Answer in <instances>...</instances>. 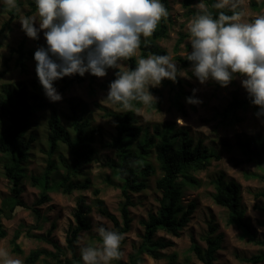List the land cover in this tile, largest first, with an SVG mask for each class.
<instances>
[{"label": "rangeland", "instance_id": "obj_1", "mask_svg": "<svg viewBox=\"0 0 264 264\" xmlns=\"http://www.w3.org/2000/svg\"><path fill=\"white\" fill-rule=\"evenodd\" d=\"M30 0H16L19 12L16 9L9 8L4 0H0V30L4 27L0 37V72L5 69L4 61L9 57V50L16 48L21 40L26 42V50H32L33 54L39 48L47 49V43L44 38V32H39V38L36 40L30 39L20 24L21 15L26 14L30 10L28 7ZM252 1L260 2L261 0H235L237 10L243 11L246 14V19H254L259 15H264V8L261 11H256L250 7ZM170 6L171 24L169 25L168 36L158 41V45L167 52L172 61L176 64L177 75L176 82L171 80H163L158 87H150V93L156 98L157 102L151 105L143 104L139 110L130 109L135 115L138 125L147 129L149 134H153L157 127L163 130L164 127L171 125L174 130L183 129L188 132L189 136L197 141L201 139L204 145L212 149L218 156V160H212L209 167L203 171L192 173L197 180L198 185L195 187H186L183 194L184 203L194 201L197 205L190 222L180 233L179 237H173L163 232L157 233V238L169 242L170 246L162 251L163 258L155 260L148 255H141V260L135 264H202L200 263L189 248L193 242L201 247H205L203 240L208 232V225L212 224L217 229V234H222L223 241L221 250L216 254L214 264H250L243 261L252 255L264 252V246L257 245L250 241L247 237L241 238V231L234 226H228L227 210L214 204L212 194L214 188L211 181L223 174L225 180H235L241 187L242 208L244 209L245 219L250 223L255 232L256 239L264 241V213L258 208L264 207V198H256L255 194L264 191V179L250 177V174L261 175L263 172L260 167L254 163L243 162V155L235 146L237 140H249L255 144L257 148L264 147V115L258 116V107L251 103L246 90L242 87L241 80L243 77L236 75L232 82L227 87H221L218 83L209 79L206 83L201 84L193 75V64L184 67L176 60V57L187 59V53L191 54L192 49L191 38L188 25L194 18V12L206 10L210 5L208 0H194L188 7L184 6V0H168ZM215 4L217 0H212ZM203 5L204 8H201ZM230 11L231 8H224ZM188 10L193 11V14H187ZM215 10H220L216 9ZM16 14L13 18L10 13ZM38 20L37 13L32 15ZM8 24V27L5 26ZM39 28V23L35 25ZM180 35H187L179 46L177 52L174 51L175 43ZM142 39H145L142 37ZM51 56V54H49ZM14 57L8 64L7 73L0 79V86L8 84L13 87L17 82L23 81L26 85H30L32 80H38L36 76V61L33 59L27 62V74H21L18 69L13 67ZM134 57L138 60L139 50ZM55 60V57H51ZM124 67L128 68L126 61L120 62ZM107 75L103 78H97L90 73L84 74L82 83L75 84L70 87L65 93H60L59 87L61 81L56 80L54 87L62 99L58 102H51L46 95L41 96L43 108L36 110L32 116L33 126L30 129V134L35 136V141L30 150V159L26 165V175L22 183L21 201L32 206L34 201L39 197V190L31 186L29 176H40L48 160H58L59 154H64L69 159V153L64 146L59 148L51 158L48 156V148L46 142L47 135V120L55 110L61 117V121L68 127V122L65 116L69 114V102L77 104L85 109V117L89 119L91 126L102 129V135L93 144L97 150L96 161L90 165H86L81 169L83 176L89 177L91 180V189L82 192H73L71 195H63L61 193H49L50 201L38 209L41 214V219L36 222L32 213L24 208L16 207L11 214V219L0 217V222L6 233V236L0 240V250H6L13 258H19L23 261L24 257L35 249H47L53 251V248L36 238L28 235H45L52 223H55L56 228L53 230L51 237L57 242L60 247H65L66 232L70 225H74L73 212L75 203L79 197H84L86 202L92 206V212L88 219L91 224L89 232L81 233L77 243L76 254L81 258L80 249L84 246L99 247L97 241L99 234L94 231L95 227L103 226L110 231H114L112 223L104 216L100 215L94 204L95 197L92 195V190L98 189V198L102 200L104 207L109 213L114 215L121 222L119 214V206L121 203V194L117 188V182L112 177L110 170L106 167V163L115 160L114 151L101 148L106 142H109L115 134L114 122L111 117H105V113L113 112L122 114L125 110L118 109L116 104L105 101L109 87L103 89L105 83L111 81L118 69H107ZM73 76V75H72ZM71 76H66V78ZM39 81V80H38ZM180 85L187 96L193 97L202 101L199 104H189L186 102L187 96H181L180 102L183 105L185 115L183 116L174 106L176 90L173 87ZM196 90L195 93L193 90ZM155 90L156 92H152ZM92 91V93H91ZM237 94L241 99H248L250 104L245 111L238 113L241 121L232 126H222L218 123V119H213L216 112L221 111L223 107L230 101L231 96ZM31 122V121H30ZM226 142L229 148L226 149L222 143ZM254 145V146H255ZM5 159L0 154V207L2 201L10 197L11 184L3 175V165ZM150 162L156 168V174L148 179V188L140 193L131 195L134 206L130 208V217L132 218L131 227L128 233L125 234V239L121 243V259L122 264H130V255L138 248L141 243L143 228L140 221L145 219L149 213H155L159 206L160 192L155 189V180L160 177V172L153 159L150 157ZM61 173V172H60ZM112 180V184L107 182V179ZM20 229L21 235L17 240L23 254L18 256L11 252L10 239L13 233ZM175 255V261L172 262L169 257ZM65 257L70 258V253L65 251ZM82 260V259H81ZM83 262V261H82ZM40 264L42 262H39ZM2 264V262H0ZM111 264H115L111 261ZM260 264H264L260 263Z\"/></svg>", "mask_w": 264, "mask_h": 264}, {"label": "trees", "instance_id": "obj_2", "mask_svg": "<svg viewBox=\"0 0 264 264\" xmlns=\"http://www.w3.org/2000/svg\"><path fill=\"white\" fill-rule=\"evenodd\" d=\"M194 0H184V6L188 7ZM210 5L206 9L216 18L220 11L231 15L228 9L215 10L212 0H208ZM168 10V16L162 19L155 32L147 39H142L139 50V58H147L149 54L166 55L167 52L158 45V41L168 36L169 25L171 24L170 6L168 0H161ZM29 11L27 16L36 12L35 0L28 1ZM250 7L256 11L264 8V0L260 2L252 1ZM202 11L188 10L187 14L194 16ZM10 15L15 18L16 14ZM8 27V24H5ZM4 27L0 30V37ZM187 35H180L175 43L174 51L177 52L180 44ZM1 47V43H0ZM191 48V45L189 47ZM14 57L13 67L18 69L21 74H27V62L33 59L32 50H26L25 40H21L16 48L9 50V57L4 61L5 69L0 72V79L7 73L8 64ZM182 66L187 67L192 62L176 57ZM129 69H135L137 59L133 56L125 60ZM117 73V71H116ZM36 74V73H35ZM37 76V75H36ZM116 78V74L111 81L105 83L102 88L106 89ZM84 77L75 74L71 77L60 79V93H65L75 84L82 83ZM55 82V81H54ZM176 90L173 106L184 116L185 111L180 102V97L188 95L183 88L178 85L173 87ZM152 92H156L153 90ZM92 93V91H91ZM45 95L44 90L38 80H32L30 85L23 81L17 82L13 87L4 84L0 86V154L5 159L3 165V175L11 184L10 197L2 201L0 207V217L11 219V214L16 207L29 210L35 221L39 222L41 214L38 209L50 201L49 193H61L71 195L73 192H82L91 189V180L83 176L81 169L94 163L97 158V150L93 144L102 135V129L91 126L88 118L85 117V109L73 102H69V114L65 116L68 127L61 121V117L55 110L47 120L46 142L48 156L51 158L58 152L61 146L69 153V159L64 154H59L57 161L48 160L47 165L40 176H29L31 186L39 190V197L32 206L25 205L20 196L23 192L22 183L27 177L26 165L30 159V150L35 136L30 134L33 126L32 116L36 110L44 105L41 103V96ZM190 96H187L189 98ZM134 110L142 108L143 103L133 101ZM250 101L241 99L237 94L231 96L230 101L221 111L214 114L213 119H218L222 126H232L239 123L241 118L238 113L248 108ZM118 109L125 110L121 105L116 104ZM105 117H111L114 122L115 134L109 142L101 145V148L114 151L115 160L108 161L105 165L110 170L112 177L117 182L120 190L121 203L119 214L121 222L109 213L104 207L101 199L98 198L99 190H92L95 197L94 206L97 212L106 217L114 228L122 234L129 232L132 218L130 208L134 206L131 195L140 193L148 188V179L156 174V168L150 162V157L157 165L160 177L155 180V189L160 192L159 206L155 213H149L145 219L140 221L143 228L141 243L138 248L130 255V264H135L141 260V255H148L152 259L160 260L163 258L162 251L170 246L169 242L162 238H157L158 232H163L173 237H179L180 233L188 225L197 205L194 201L184 203L183 194L186 187H195L197 180L192 173L205 170L212 160H218L219 156L204 145L199 139L194 141L183 129L174 130L168 125L159 130L154 129L153 134H149L147 129L138 125V121L131 110L126 109L122 114L113 112L105 113ZM31 121V122H30ZM259 144V143H258ZM257 144V146H258ZM222 145L228 149L229 145L223 142ZM249 140H237L235 146L243 155V162L258 165L263 172L261 175L250 174V177L264 179V147L257 148ZM61 172V173H60ZM107 182L112 184L110 178ZM214 188L212 200L215 205L227 210V225L234 226L241 231V238H248L257 245L264 246V241L256 239L250 223L245 219V212L242 208L241 187L235 180H225L223 174L211 181ZM256 198H264V191L255 194ZM264 213V207L258 208ZM92 212V206L86 202L84 197H79L75 203L73 212L74 225H70L66 232L65 247H60L51 237L56 225L52 223L45 235H28L49 244L53 251L47 249L31 250L24 257V264H83L81 258L77 256L76 249L80 234L89 232L91 224L88 219ZM214 225H208V232L204 236L205 247H201L193 242L189 248L196 259L202 264H214L216 254L221 250L223 236L217 234ZM21 235L17 229L10 239L11 252L18 256L23 252L17 243ZM6 236L0 222V240ZM101 244V238L97 237ZM65 251L70 253V258L65 257ZM176 256L172 255L169 259L174 262ZM115 264H122L119 260H113ZM246 263L260 264L264 262V252L252 255L243 259Z\"/></svg>", "mask_w": 264, "mask_h": 264}, {"label": "clouds", "instance_id": "obj_3", "mask_svg": "<svg viewBox=\"0 0 264 264\" xmlns=\"http://www.w3.org/2000/svg\"><path fill=\"white\" fill-rule=\"evenodd\" d=\"M4 2L19 12L16 0ZM35 5L38 20L21 15L20 24L30 39L36 40L39 32H44L47 49H37L34 60L39 83L51 102L62 99L54 81L75 74L83 77L85 73L103 78L107 69L114 68L118 71L105 101L130 110L133 101L155 104L157 100L149 88L158 87L165 79L176 82L181 73L166 55L140 58L135 69L120 63L133 57L141 37H150L168 16L161 0H35ZM213 7H230L232 14L220 11L214 18L205 10L190 21L192 51L187 53V60L193 64L192 73L201 84L211 79L221 87H227L236 75L243 77L242 87L258 107L257 115H264V15L246 19V14L237 10L235 0H217ZM186 102L202 103L193 97L186 98ZM94 231L102 243L80 249L83 264H111L121 259L125 234L103 226ZM0 262L23 264L6 250H0Z\"/></svg>", "mask_w": 264, "mask_h": 264}]
</instances>
